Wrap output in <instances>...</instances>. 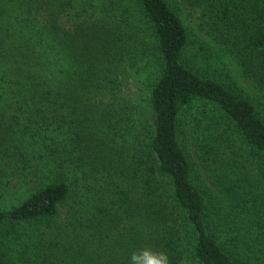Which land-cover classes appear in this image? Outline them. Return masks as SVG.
Wrapping results in <instances>:
<instances>
[{"label":"trees","instance_id":"obj_1","mask_svg":"<svg viewBox=\"0 0 264 264\" xmlns=\"http://www.w3.org/2000/svg\"><path fill=\"white\" fill-rule=\"evenodd\" d=\"M7 176L0 264H264V0H0Z\"/></svg>","mask_w":264,"mask_h":264},{"label":"rangeland","instance_id":"obj_2","mask_svg":"<svg viewBox=\"0 0 264 264\" xmlns=\"http://www.w3.org/2000/svg\"><path fill=\"white\" fill-rule=\"evenodd\" d=\"M196 9H185L186 12L183 14L184 21L188 24V26L193 28L194 30L200 29V20H199V8L195 7ZM202 36V35H201ZM200 40L202 42V46L204 48V51L209 53V54H214L213 57L216 60V67L220 71H224L223 67L227 64L228 67L233 68V65L230 60L227 59V56L225 53L222 51L220 52L221 48H217L215 46L214 42H211L205 35H203L200 39L195 40V45L191 46L193 50L201 49L199 47L200 45ZM226 57V58H225ZM226 61V63H225ZM224 62V64H223ZM224 65V66H223ZM140 71V72H138ZM146 79V74L144 73V70L139 68L137 71H132L130 72L125 80L123 81L122 84V90L119 95H123L126 100H131L134 104L137 105H142V107H147V103L143 99L147 97V92H146V85H143V81ZM202 105L201 103H196L195 108L192 110V112L189 114V112H185L183 115V120H190L191 118L194 120L198 116V111H202ZM193 113V114H192ZM148 115L150 116L151 119H153V114L151 112H148ZM19 180L17 177H9L7 176L4 179H0V207H5L6 203L4 200V196L6 198L5 192H2V190L5 188H13L12 194L15 193L17 190H19ZM34 184L32 183V186ZM3 190V191H4ZM24 189H20L18 192H23ZM7 197V198H9Z\"/></svg>","mask_w":264,"mask_h":264},{"label":"clouds","instance_id":"obj_3","mask_svg":"<svg viewBox=\"0 0 264 264\" xmlns=\"http://www.w3.org/2000/svg\"><path fill=\"white\" fill-rule=\"evenodd\" d=\"M131 264H168V259L164 253H153L145 249L132 254Z\"/></svg>","mask_w":264,"mask_h":264}]
</instances>
